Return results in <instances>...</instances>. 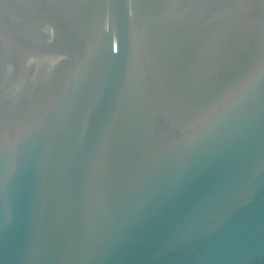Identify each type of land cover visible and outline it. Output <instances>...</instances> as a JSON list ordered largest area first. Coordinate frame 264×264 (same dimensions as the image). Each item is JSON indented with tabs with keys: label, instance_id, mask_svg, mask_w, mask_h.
Returning <instances> with one entry per match:
<instances>
[{
	"label": "water",
	"instance_id": "1",
	"mask_svg": "<svg viewBox=\"0 0 264 264\" xmlns=\"http://www.w3.org/2000/svg\"><path fill=\"white\" fill-rule=\"evenodd\" d=\"M0 264H264V0H0Z\"/></svg>",
	"mask_w": 264,
	"mask_h": 264
}]
</instances>
